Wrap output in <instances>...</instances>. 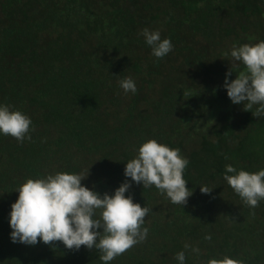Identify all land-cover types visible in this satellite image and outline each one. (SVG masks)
Masks as SVG:
<instances>
[{
	"label": "trees",
	"instance_id": "trees-1",
	"mask_svg": "<svg viewBox=\"0 0 264 264\" xmlns=\"http://www.w3.org/2000/svg\"><path fill=\"white\" fill-rule=\"evenodd\" d=\"M145 28L171 40L163 59L151 54ZM260 41L264 0H0V104L33 129L23 143L0 133V264H103L96 249L10 237L11 205L27 179L88 169L82 185L114 195L128 180L126 196L151 210L146 241L110 264H179L186 243L200 255L187 251L185 264L225 255L264 264V200L247 207L223 178L228 164L264 169V118L233 104L224 87L245 70L233 46ZM129 77L136 93L119 85ZM152 139L188 159L187 205L125 176Z\"/></svg>",
	"mask_w": 264,
	"mask_h": 264
},
{
	"label": "clouds",
	"instance_id": "clouds-1",
	"mask_svg": "<svg viewBox=\"0 0 264 264\" xmlns=\"http://www.w3.org/2000/svg\"><path fill=\"white\" fill-rule=\"evenodd\" d=\"M140 35L156 58L163 59L173 50L171 40H161L159 31L145 28ZM230 56L234 62H241L245 70L235 80L225 79L228 97L233 104L243 103L244 111L264 118V41L254 45H234ZM231 75L230 69L226 77ZM119 85L125 93L137 91L130 77L120 80ZM254 106L255 111H252ZM31 125L27 115L10 110L7 104H0V133L23 143L25 138L32 139L29 134L33 130ZM188 164L180 149H172L152 139L143 143L138 155L126 163L124 174L137 185L142 183L145 189L154 186L161 194H166L173 205L185 206L193 195L187 187L188 181L184 179ZM88 175L89 169L86 175L57 172L45 178L27 179L16 190L19 196L11 205L12 242L31 246L40 241L50 246L60 242L70 251H79L84 246L89 250H98L99 260L110 264L146 241L149 229L144 225L151 210L126 196L132 187L131 182H123L114 195L105 193L101 196L82 185ZM223 178L247 207L255 209L264 200V169L253 173L237 170L228 164ZM200 190L210 194L213 188L205 185L200 186ZM204 239L211 241L212 236L206 235ZM184 249L175 256L179 264H185L189 250L200 255L199 247L186 243ZM207 264H243V261L225 255L221 259H210Z\"/></svg>",
	"mask_w": 264,
	"mask_h": 264
}]
</instances>
